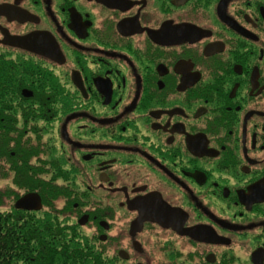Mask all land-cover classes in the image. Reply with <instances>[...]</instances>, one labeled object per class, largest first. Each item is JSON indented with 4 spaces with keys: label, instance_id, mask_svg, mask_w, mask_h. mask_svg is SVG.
<instances>
[{
    "label": "flooded vegetation",
    "instance_id": "af4514ba",
    "mask_svg": "<svg viewBox=\"0 0 264 264\" xmlns=\"http://www.w3.org/2000/svg\"><path fill=\"white\" fill-rule=\"evenodd\" d=\"M0 73V264L45 214L114 264H264V0H0Z\"/></svg>",
    "mask_w": 264,
    "mask_h": 264
},
{
    "label": "trees",
    "instance_id": "16d2710c",
    "mask_svg": "<svg viewBox=\"0 0 264 264\" xmlns=\"http://www.w3.org/2000/svg\"><path fill=\"white\" fill-rule=\"evenodd\" d=\"M0 103H2L3 94V75L0 73ZM1 112V111H0ZM2 128V124H0ZM5 145L0 138V179H3V160ZM16 153V158H19L20 153ZM21 184L33 189L36 182L33 178L26 177L25 181H21ZM30 216V215H28ZM20 229L13 228V231H22L30 234L26 236L27 244L26 248H31V252H27V264L35 262L37 246L33 244L37 237L35 233H42L40 237L42 241L41 251L43 257V264H114L113 260L106 257L102 251H99L92 244L83 241L77 236L76 231L71 229L67 224L57 221L51 215L45 214L40 220H34L33 218H25L22 221ZM3 227V226H2ZM1 227L0 231H4ZM73 233V234H69ZM71 236V239H70ZM5 238L0 236V251H4ZM54 259V262H53ZM34 264V263H32Z\"/></svg>",
    "mask_w": 264,
    "mask_h": 264
},
{
    "label": "water",
    "instance_id": "95a60500",
    "mask_svg": "<svg viewBox=\"0 0 264 264\" xmlns=\"http://www.w3.org/2000/svg\"><path fill=\"white\" fill-rule=\"evenodd\" d=\"M40 203H41V199L39 196H37L36 194H27L18 200V202L16 203V208L20 210H29V211L37 210L38 208L41 207ZM140 223L142 224L141 221ZM158 223L166 228L176 227V225H174L171 222L169 223V222L159 221ZM176 230L178 229L176 228Z\"/></svg>",
    "mask_w": 264,
    "mask_h": 264
},
{
    "label": "rangeland",
    "instance_id": "374dc122",
    "mask_svg": "<svg viewBox=\"0 0 264 264\" xmlns=\"http://www.w3.org/2000/svg\"><path fill=\"white\" fill-rule=\"evenodd\" d=\"M48 134H51V131H50V130H48ZM45 137H47V134H46ZM51 144H52V143H51ZM48 146H50V144H48ZM1 184H2V183H1ZM80 239L83 240V238H81V237H80ZM180 263H181V262H179V264H180Z\"/></svg>",
    "mask_w": 264,
    "mask_h": 264
}]
</instances>
